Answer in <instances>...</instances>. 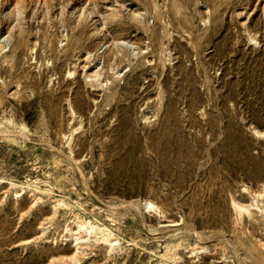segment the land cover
<instances>
[{"label":"rangeland","instance_id":"rangeland-1","mask_svg":"<svg viewBox=\"0 0 264 264\" xmlns=\"http://www.w3.org/2000/svg\"><path fill=\"white\" fill-rule=\"evenodd\" d=\"M0 264H264V0H0Z\"/></svg>","mask_w":264,"mask_h":264},{"label":"bare ground","instance_id":"bare-ground-1","mask_svg":"<svg viewBox=\"0 0 264 264\" xmlns=\"http://www.w3.org/2000/svg\"><path fill=\"white\" fill-rule=\"evenodd\" d=\"M147 3V2H146ZM156 3V2H155ZM155 3H153V2H151V4H150V8H151V10L154 12V17H156L155 16V13L157 12V8H156V6L158 5H155ZM149 4V3H148ZM178 5V4H177ZM177 7V6H176ZM174 8V7H173ZM180 8H182V7H180ZM175 9V8H174ZM148 10V9H147ZM160 10V9H159ZM176 10L177 9H175V11L174 12H176ZM182 10V9H181ZM91 11V10H90ZM180 11V10H179ZM150 12V11H149ZM89 13V12H88ZM93 13V12H92ZM151 13V12H150ZM158 13V12H157ZM182 13H185V12H181V14ZM69 15H70V13H68ZM160 14V13H159ZM83 15V14H82ZM87 15V14H86ZM91 15V14H90ZM93 15V14H92ZM174 15H176V14H174ZM187 15V14H186ZM159 16V15H158ZM161 16L162 15H160V17H159V19L161 18ZM93 17V16H92ZM69 18V17H68ZM76 18V17H75ZM83 18V17H82ZM94 18H95V16H94ZM72 19V18H71ZM99 19V18H98ZM98 19H95L94 21H96V30H95V32L98 34V31H99V29H100V27H101V25L103 24L102 23V21H100V20H98ZM185 19V18H184ZM75 20V19H74ZM189 20V19H188ZM83 21V20H82ZM160 21V20H159ZM162 21H163V19H162ZM162 21H160L161 23H162ZM71 22V21H70ZM82 23V22H81ZM80 23V24H81ZM160 23V24H161ZM84 24H85V22H84ZM162 24H164V22L162 23ZM82 25V24H81ZM91 25V24H90ZM163 26V25H162ZM88 27V26H87ZM86 27V28H87ZM78 28V27H77ZM76 28V29H77ZM163 29V28H162ZM166 29V28H165ZM165 29H164V31H165ZM76 31V33L73 35V37H72V39H71V43L72 44H78L80 41H81V38L83 37V26H81V28H79L78 30H75ZM88 31V30H87ZM163 31V30H162ZM94 32V31H93ZM19 33V32H18ZM17 34V33H16ZM21 34V33H20ZM85 34V33H84ZM91 34V33H90ZM86 35V34H85ZM18 36V35H17ZM20 36V35H19ZM19 36H18V38H19ZM72 36V35H71ZM89 36V35H88ZM102 36V35H101ZM100 36V37H101ZM20 38H21V36H20ZM19 38V39H20ZM102 38V37H101ZM84 39V38H83ZM23 41V40H22ZM114 41H116V40H114ZM17 43H18V41H16ZM16 43V44H17ZM112 44L114 45V42H112ZM102 46V45H101ZM109 47H110V45H109ZM110 92H112V91H110ZM109 92V93H110ZM111 95V94H110ZM104 97V96H103ZM106 98H109V97H107V96H105ZM113 97V96H112ZM72 112V111H71ZM148 202L149 201H147L146 203L148 204ZM148 210V209H147ZM83 221V220H82ZM86 222V221H85ZM87 224V223H86ZM89 226H90V224H89ZM87 229V228H86ZM93 230V229H92ZM91 234V233H90ZM102 236V235H101ZM99 236H97V238H98ZM203 249V248H202Z\"/></svg>","mask_w":264,"mask_h":264}]
</instances>
